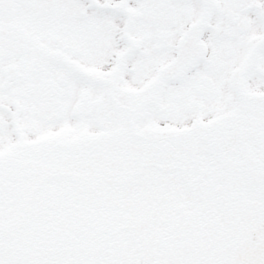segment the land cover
Wrapping results in <instances>:
<instances>
[{"label": "snow or ice", "instance_id": "6c2138e0", "mask_svg": "<svg viewBox=\"0 0 264 264\" xmlns=\"http://www.w3.org/2000/svg\"><path fill=\"white\" fill-rule=\"evenodd\" d=\"M0 264H264V0H0Z\"/></svg>", "mask_w": 264, "mask_h": 264}]
</instances>
